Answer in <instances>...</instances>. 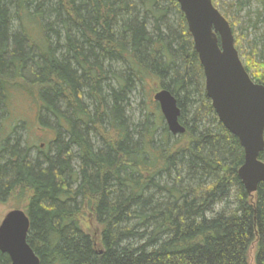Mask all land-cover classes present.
Instances as JSON below:
<instances>
[{
    "label": "trees",
    "instance_id": "trees-1",
    "mask_svg": "<svg viewBox=\"0 0 264 264\" xmlns=\"http://www.w3.org/2000/svg\"><path fill=\"white\" fill-rule=\"evenodd\" d=\"M249 44L240 57L264 85V34ZM161 89L178 99L181 135L153 99ZM16 99L37 102L49 149L24 143ZM244 158L177 0H0V200L27 201L39 264H250L253 245L264 264V182L247 191Z\"/></svg>",
    "mask_w": 264,
    "mask_h": 264
},
{
    "label": "water",
    "instance_id": "water-1",
    "mask_svg": "<svg viewBox=\"0 0 264 264\" xmlns=\"http://www.w3.org/2000/svg\"><path fill=\"white\" fill-rule=\"evenodd\" d=\"M185 14L188 29L204 69L207 96L219 120L240 140L244 163L238 175L249 193L264 182V85L251 77L235 45L228 19L213 0H177ZM154 100L169 131L181 135V108L167 89L158 90ZM30 218L23 209L9 211L0 224V251L11 264H39L40 259L27 241Z\"/></svg>",
    "mask_w": 264,
    "mask_h": 264
},
{
    "label": "rangeland",
    "instance_id": "rangeland-1",
    "mask_svg": "<svg viewBox=\"0 0 264 264\" xmlns=\"http://www.w3.org/2000/svg\"><path fill=\"white\" fill-rule=\"evenodd\" d=\"M239 1L244 2L246 0H217V8L221 11L223 15L226 11H228V15L230 17L229 19H235L237 24L234 33L235 39L238 36L241 38V45L238 51L240 53H249V41L254 40L260 34H264V0H249V6L251 7V10L253 12L259 11L260 17L257 16V12L252 14L251 16L247 15V12L249 10L248 7L243 8L242 10H238L237 6L231 5L234 3H238ZM256 45L258 47V51L262 50V42H259V44ZM15 104L16 106H14L13 108V116L16 117V119L19 117L20 119L18 120L20 121L22 120L21 122H19L20 125L18 127V132L21 138L23 139L24 143L30 148L34 149V153H37L36 148L40 145H43V148L45 150L49 149L50 144L54 139V134L51 128L43 127L40 124L37 117V110L34 109L36 108L37 102L31 101V105H29L28 102H24L21 99H16ZM31 106L33 108H31ZM26 202L27 201L24 199V197L15 195L0 200V224L4 216L9 211L16 208L23 209V207L26 206ZM83 226L89 233L94 234V238L96 239V232H100V228L91 214H85V216L83 217ZM249 263L256 264L255 245H253L250 249Z\"/></svg>",
    "mask_w": 264,
    "mask_h": 264
},
{
    "label": "bare ground",
    "instance_id": "bare-ground-1",
    "mask_svg": "<svg viewBox=\"0 0 264 264\" xmlns=\"http://www.w3.org/2000/svg\"><path fill=\"white\" fill-rule=\"evenodd\" d=\"M170 91V90H169ZM171 92V91H170ZM156 93V92H155ZM172 93V92H171ZM173 94V93H172ZM174 95V94H173ZM175 96V95H174ZM176 97V96H175ZM177 99V98H176ZM177 101H178V99H177ZM179 105V104H178ZM179 121H180V118H179ZM181 123V122H180ZM184 126V125H183ZM185 127V126H184Z\"/></svg>",
    "mask_w": 264,
    "mask_h": 264
},
{
    "label": "flooded vegetation",
    "instance_id": "flooded-vegetation-1",
    "mask_svg": "<svg viewBox=\"0 0 264 264\" xmlns=\"http://www.w3.org/2000/svg\"><path fill=\"white\" fill-rule=\"evenodd\" d=\"M43 146V145H42Z\"/></svg>",
    "mask_w": 264,
    "mask_h": 264
}]
</instances>
